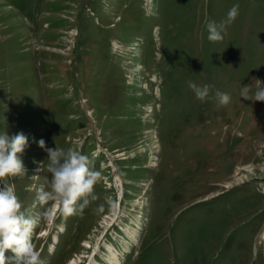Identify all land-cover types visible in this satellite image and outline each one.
Instances as JSON below:
<instances>
[{"label":"rangeland","instance_id":"rangeland-1","mask_svg":"<svg viewBox=\"0 0 264 264\" xmlns=\"http://www.w3.org/2000/svg\"><path fill=\"white\" fill-rule=\"evenodd\" d=\"M257 79L264 0H0V132L29 141L5 179L31 207L50 179L40 139L101 174L82 212L41 215L43 264H90L91 247L109 264L110 246L118 264H264V102L240 95ZM189 81L214 87L200 101Z\"/></svg>","mask_w":264,"mask_h":264},{"label":"clouds","instance_id":"clouds-1","mask_svg":"<svg viewBox=\"0 0 264 264\" xmlns=\"http://www.w3.org/2000/svg\"><path fill=\"white\" fill-rule=\"evenodd\" d=\"M238 10L237 3L221 21L207 22L209 42L223 40L226 28L234 22ZM249 85L241 88V98L264 102V82L255 80L252 83L254 90ZM188 87L198 100L204 101L214 86L189 81ZM215 100L218 105L226 106L231 96L217 89ZM28 143V136L22 131L13 135H9L8 131L0 132V264H6L5 253L8 250L14 254L15 264H43L41 254L33 243V232L41 215L48 220L59 210L63 216H71L83 211L89 197L96 199L93 191L101 174L94 168L90 157L74 148H61L57 143L55 148H49L40 139L38 144L48 156L38 171H46L50 179L46 188L42 186L36 191L32 206L22 207L14 184L8 183L5 178L21 176L26 172L22 154ZM37 205L44 209L42 214L36 213ZM102 209L103 206H100L99 210Z\"/></svg>","mask_w":264,"mask_h":264},{"label":"bare ground","instance_id":"bare-ground-1","mask_svg":"<svg viewBox=\"0 0 264 264\" xmlns=\"http://www.w3.org/2000/svg\"><path fill=\"white\" fill-rule=\"evenodd\" d=\"M130 234H131V233H130ZM130 236H131V235H130ZM109 252H110V256H109V264H118V263H119V259H118V255H117L118 252H114V251L112 250V247H111V246H110ZM91 261H92V262H91L90 264L95 263L93 259H92ZM95 264H96V263H95Z\"/></svg>","mask_w":264,"mask_h":264}]
</instances>
